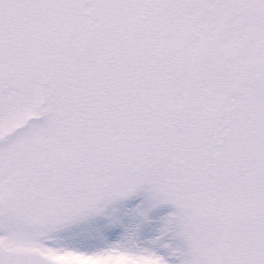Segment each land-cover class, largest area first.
Returning a JSON list of instances; mask_svg holds the SVG:
<instances>
[{
    "label": "snow or ice",
    "instance_id": "6c2138e0",
    "mask_svg": "<svg viewBox=\"0 0 264 264\" xmlns=\"http://www.w3.org/2000/svg\"><path fill=\"white\" fill-rule=\"evenodd\" d=\"M0 264H264V0H0Z\"/></svg>",
    "mask_w": 264,
    "mask_h": 264
}]
</instances>
